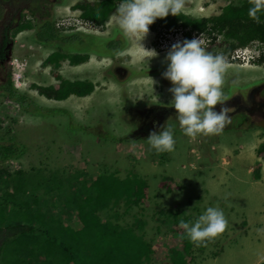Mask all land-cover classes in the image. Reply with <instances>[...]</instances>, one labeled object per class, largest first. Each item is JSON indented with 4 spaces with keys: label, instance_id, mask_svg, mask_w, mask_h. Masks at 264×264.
<instances>
[{
    "label": "rangeland",
    "instance_id": "1",
    "mask_svg": "<svg viewBox=\"0 0 264 264\" xmlns=\"http://www.w3.org/2000/svg\"><path fill=\"white\" fill-rule=\"evenodd\" d=\"M79 1L81 0H65L66 3L68 2L67 5L58 3L61 6L58 8V22L67 23L72 20V24L79 26L83 24V27L87 28V33L92 35L108 36L113 29L115 30L110 37H88L84 43L72 40L62 48L69 53L97 51L96 53L100 54H110L112 50L109 48V43L111 41L114 43L117 35L116 28H112L115 26L114 22L109 25L107 23L103 25L104 27L93 25L88 27L85 21L77 18L81 11L76 10L75 5ZM236 2L237 0H184L183 12L197 18H208L219 15L228 4ZM27 25L32 27L31 24ZM61 28L73 29L68 28V24ZM165 29L156 32L150 29L147 34H155V36H145L140 41L146 50H154L158 58L157 55L148 58V54L139 47L138 38L134 40L133 37H128L130 43L135 41L131 52L136 54H133L130 60V56L123 53L122 58L121 56L116 58L115 65L124 68L121 63L123 61L126 65L133 63L135 69L141 58L148 63L137 67L139 69L144 66L143 69L136 71L137 75L134 79L122 85V91L116 82L109 80L115 74L109 66L112 59L102 55V57L93 56L87 64L76 68L63 60L58 69L72 79L87 76L94 82L97 87L95 93L85 99L73 96L69 100L54 104L53 101L50 102L42 96L43 99L39 101L38 107L41 113L39 115L33 109H29V114H26L20 110L16 102L4 99V96L0 95V144L17 143L26 147V152L18 160L0 161V178L5 179L6 175L12 177V172L18 169L29 171L42 168L45 175L57 172L61 176L66 175L69 170H75L84 173L81 181L86 184L87 180L86 185L90 186L98 174L112 172L116 177L125 178L128 173H132L147 181V198L143 202L146 208L136 206L133 211L135 218L144 221L141 231L138 230V235L151 243L154 249H158V246L163 247L160 254L158 250L155 255L150 254L149 264H160L155 259H160V255L167 258L168 253L179 259L180 253L175 252H179L178 248H182L184 243L182 239L180 241L174 239L180 238L184 230L176 222L194 219L208 206H217L222 211H228L223 212L227 224L225 230L216 237L196 244V260L193 263L187 260L190 261L189 264H261L264 262V220L260 221L250 212L260 209L258 206L264 201L261 190H256L257 192L252 194V184L255 179H259L260 169L255 167V174H249L248 162H253L250 158L245 161L243 156L249 153L255 142L259 143L258 145L264 143L263 131L258 130L257 126L248 128V124L240 128L236 127L237 124H241L243 118H234L233 123L232 117H228L221 130H227L223 134L221 132L213 135L198 134V137L189 138L176 129L173 150L163 153L149 150L144 141L147 139L145 134L137 136L139 140L128 137L132 136L133 132L129 128V117L127 121L123 120V114L128 116L126 109L132 103L136 105L135 101L141 97L169 96L165 91L171 87L170 82L161 75L166 68L164 57L170 46L176 41H183L184 37L181 36V29V31H170V35L164 34ZM200 36L207 51L213 54L218 51L225 58L226 67L222 85L225 98L233 99L237 95L248 96L252 88L264 84V60H261L264 58L263 44L255 42L248 47L236 48L233 51H228L225 47L228 44H225L223 50H216L220 47L222 38L215 41L207 34ZM195 37L199 35L195 34ZM15 41L12 62L10 60V73L12 72L15 86L24 90L27 81H30L27 73L25 74L30 62L28 56L40 55L31 59L30 68L31 75H40L48 70V63L41 64V61L49 55L52 47L47 46L46 52L42 55L38 54L37 50L30 52L31 48H27L23 32L17 34ZM111 46L114 50L115 45ZM162 49L167 51L163 52ZM61 54L54 53L53 57L56 60L62 59ZM138 76L157 77L143 80L138 79ZM34 95L35 93L31 92L30 96ZM61 108L68 110L67 116L63 115ZM229 111L237 113L234 108ZM254 115L257 117H250L248 120L250 123L264 122L262 119L264 117ZM129 116L133 122L139 118L134 110L129 112ZM174 121L171 116L167 119V123ZM232 124L233 126L230 127ZM107 134L112 138H107ZM105 138L107 142L104 141ZM260 182L263 183L264 190V180ZM164 183H167V186ZM169 186L175 189L169 191L167 189L170 188ZM7 192L14 193L11 180L0 185V197ZM43 193L44 190L39 192L40 195ZM73 194L76 192L73 191ZM43 198L52 200L47 194H43ZM63 201L61 202L64 205ZM231 206L235 208L230 210ZM119 208L121 213H124L125 207ZM59 209L64 207L60 205ZM257 216L262 219L264 213ZM61 217L66 223L70 220V214L66 212H62ZM123 218L124 220L120 222L125 227L131 226L132 223L135 227L139 225L136 219L124 214ZM204 243L205 248L201 252L199 247H203ZM1 246L0 264L2 259L7 264H63L57 260L65 259L63 255H56L55 258L50 259L46 252H37L34 247L32 248L34 243L26 237L20 239L14 236L7 245L3 248Z\"/></svg>",
    "mask_w": 264,
    "mask_h": 264
},
{
    "label": "trees",
    "instance_id": "2",
    "mask_svg": "<svg viewBox=\"0 0 264 264\" xmlns=\"http://www.w3.org/2000/svg\"><path fill=\"white\" fill-rule=\"evenodd\" d=\"M118 1L81 0L77 2L78 4L76 3L75 7L81 10L84 20L91 21L96 26H103L115 12ZM59 2H62L63 5L68 3L65 0H57L55 4ZM250 2L251 0H237L236 3L228 4L219 15L208 18L193 17L181 11L177 16L167 15L164 18H157L153 24L149 25V30L158 31L162 28H166L167 32L182 30L185 39L189 40L195 34H207L215 41L222 38V43L216 50H223L225 44H228L225 46L228 51L245 48L255 42L264 46V14H261L259 23L248 18L247 8ZM50 4V2L47 3V6ZM44 18L42 22L40 21V30L35 35V39L43 44H55L58 48L55 47L57 51L54 53L60 55L62 53L60 42L69 44L72 40H76L77 35L61 34L56 29L55 20L49 7ZM23 29L24 26L21 25L18 30L16 29V34L22 32ZM116 32L114 43L112 41L109 43V48L112 50L110 56L121 50L124 44L120 31ZM79 42L84 41L80 40ZM111 45H115L114 50ZM54 53H50L44 62L57 66L59 63L53 57ZM217 53L219 52L217 51ZM61 56L63 59H68L72 65L83 64L89 58L88 54L66 55L62 53ZM10 83L11 89L5 95L14 99L17 91L14 89L13 83ZM95 88L96 86L92 82L65 81L62 88L55 91L53 95L50 94L48 98L57 101L65 100L73 95L84 98L91 95ZM16 103L20 105L23 112H30L29 109L34 108L33 103L23 93ZM132 109V107L126 109L128 116L123 114V120L127 121V117H129L130 126L135 123L129 116ZM33 110L40 112L39 108ZM61 111L64 116H67L68 111ZM110 116L113 115L110 114ZM237 117L243 118V120L236 127L240 128L242 125L248 124V128L257 126L258 130L264 131V122L250 123L248 120L251 116L246 112H242L239 116H233L231 118L233 123L234 118ZM71 120H73L72 115ZM232 126L233 124L230 127ZM225 131H221V134ZM107 138L112 137L107 134ZM131 138L139 140L137 137ZM104 141L107 142V139L105 138ZM25 152L24 145L0 144V161L18 160ZM259 154L264 158V143L259 147ZM12 173V177L6 175V180L0 178V185L11 180V187L14 189V193L7 192L0 197V246L2 245V248L14 236L20 239L26 237L34 243L32 248L34 247L37 252H46L50 259L55 258L56 255H63L65 259L57 260L63 264H149L150 254L155 255L157 250L160 254L162 251V246L154 249L151 243L138 235V230L141 231L140 228L144 221L141 218H135L133 211L136 206L146 208L143 202L147 198V181L142 177L128 173L125 178H120L112 172L109 174H105L107 173L105 172L98 174L91 185L87 186V180L86 184L81 181L84 176L82 171L69 170L64 176L57 172L45 175L42 168L29 171L18 169ZM164 185L167 186V183ZM169 187H167L169 191L175 189V187ZM40 189L44 190L43 194H47L52 200L43 198V194H39L42 192V190L39 191ZM73 191L76 194H73ZM24 198L25 200H23ZM62 200H64V205ZM60 205L65 210L59 209ZM121 206L125 207L124 213H121L119 208ZM234 208L231 206L230 210ZM62 212L70 214L68 223L61 217ZM223 212L228 211L223 210ZM123 214L136 219L139 225L135 227L132 223L131 226H123L120 222L124 220ZM156 214L159 213L156 212ZM181 239L184 246L178 248L179 252H175L180 253L179 259L168 253L167 258L160 255V259L156 258L155 260L160 264H171L170 262L172 264H189L190 261L193 263L196 260L197 249L195 247L197 243L190 242L184 232L180 234V238L174 240L180 241ZM202 246L199 247L201 252L205 248V243ZM1 264L7 263L2 259Z\"/></svg>",
    "mask_w": 264,
    "mask_h": 264
},
{
    "label": "clouds",
    "instance_id": "3",
    "mask_svg": "<svg viewBox=\"0 0 264 264\" xmlns=\"http://www.w3.org/2000/svg\"><path fill=\"white\" fill-rule=\"evenodd\" d=\"M54 7L55 9L52 17L55 20L56 29L63 35H69L70 32H73V34L70 35H77L75 41L79 42L80 40H83L85 42L88 37H110L115 30L113 29L112 33L108 36H105L103 34H88L87 28L83 27V24H81V26L72 24V20L68 21L67 23L58 22V8L61 6L60 4H56ZM183 8L184 0H119L118 5L115 8V12L110 16L105 25L107 23L109 25L114 22L115 26L112 28H116V30L120 31V35L124 42V44L122 45V49L117 51L113 56H110L109 54H98L93 51H80L79 54H88L89 58L87 62L83 64H71L72 67L76 68L80 67L81 65L87 64L93 56L102 57V55H106L110 59H112L109 66H111L113 73L116 72L115 69L117 68L121 69L120 72H122V69H128L129 75L128 77H126L125 83L134 79L137 75V67L140 64H146L148 62H145L144 59L141 58L140 63L135 67V69L133 67V63H131L130 65H126L125 63H123V61H121L124 68H121L119 65H115L114 63L116 61V58L118 59L119 56H121L122 58L123 53L128 54L130 56V60H132L133 54H136L131 52L135 41L130 43L128 41V37H133L134 40L138 38V45L143 49L145 53L148 54V58L156 56L157 53L154 50H146L140 44V41L145 37V35H148L147 33L149 31V25L153 24V22L157 18H164L167 15L177 16V14L183 11ZM81 14L82 12H80V15L77 18L85 21V24L88 27H91L92 25L95 27H101L96 26L91 21H88L86 19L84 20ZM261 14H264V0H251L250 5L247 8L248 18L259 23L261 20ZM66 24H68V28H73L76 26L78 27H76V29L73 28L72 30H63L61 26H66ZM80 30L82 31L80 32ZM22 32L23 34H25L24 29ZM165 34L170 35V32L165 31ZM79 35L84 37H81ZM198 35L199 37H195L194 35L192 39L189 40L185 39V36L182 34L181 36L184 37L183 41L174 42L170 46L168 51L162 49L163 52H167L164 57L166 68L161 73V75L164 79L168 80L171 85L168 91L171 93V100L169 104L170 109L172 110L169 109L170 112L166 115V117L170 118L171 116L175 121L174 123H167L166 120L164 122L165 125H161L158 132H150L149 135L146 136L147 139L144 141L145 143H147L150 151L154 150L156 153L172 151L175 143L174 131L176 129H179V131L183 135L189 138H194L195 136H198V134L213 135L221 132L226 121L229 119L226 115L229 109L221 107L220 111L217 112L213 108V106L217 105L218 103L222 105L223 102L227 100L222 90V85L224 84V72L226 67L225 58L220 53L213 54L211 51H207L203 46V41L200 36L204 34ZM16 36L17 34L15 32V34L13 35L14 39L16 38ZM148 36L152 37L155 36V34ZM151 44L152 41L150 43V46ZM48 46L52 47V45ZM256 53L258 54V52ZM48 56L44 60H46ZM156 58H158V55L156 56ZM10 60L12 62V59ZM21 60L26 61L25 59ZM44 60L41 62V64L44 62ZM63 60L69 62L68 59L62 58V63ZM61 64H58L56 66L53 63H48V70L46 71H51L52 67L59 69ZM10 75L14 87L21 91L19 87L15 86L12 72L10 73ZM109 80H113L114 82H116L122 91L120 83L123 79L121 75L115 73L113 74V78ZM89 81L94 84L91 79H89ZM96 89L97 87L95 88V90ZM94 93L95 91L91 95H93ZM73 96H70L69 98H72ZM44 97L47 98L50 102L53 101L54 104L57 102L69 100V98H67L65 100L57 101L54 99H49L46 96ZM85 98L87 97H84L82 99ZM126 98L128 100L127 95ZM134 105L135 103H132L129 107H132V110H135L136 105ZM61 110L66 109L61 108ZM128 137L131 136L129 135ZM226 224L227 221L222 209L217 206H208L194 219L181 220L179 222V227L184 230V234L190 242L198 244L207 239L214 238L218 234L222 233L225 230Z\"/></svg>",
    "mask_w": 264,
    "mask_h": 264
},
{
    "label": "flooded vegetation",
    "instance_id": "4",
    "mask_svg": "<svg viewBox=\"0 0 264 264\" xmlns=\"http://www.w3.org/2000/svg\"><path fill=\"white\" fill-rule=\"evenodd\" d=\"M56 1L57 0H0V95H3L4 99H10L5 94L9 89H11L10 82H12V80H10V59L16 47V41L13 37L16 29L23 25L24 31L26 30L24 32V38L27 48H31L30 52L37 50V53L42 55V53L46 52L48 45L38 42L35 39V35L40 30V21L42 22L43 19H45L44 14L47 12L48 7L51 15L53 16L55 9L54 6L57 4H55ZM49 2L51 4L50 6H47V3ZM27 24H31L32 27H28ZM65 45L66 43L63 44V42H60L63 53L79 54L80 51L69 53L67 50L62 48V46ZM54 47L55 46L52 45L51 54L56 52V50L53 49ZM36 56L40 55L30 54L28 56L30 62L26 67L25 74L27 73V78L30 79V81H27V86L24 90L19 91L14 87L17 91L16 96H14V99L10 100L18 102L19 97L23 93L33 103V109H38L40 106L39 101L42 100L44 96L48 97L50 94L53 95L55 91L60 90L65 81L75 82L77 80H81L90 82L87 76L72 79L71 76L63 74L55 67H53L49 72L45 70L40 73V75H31V59ZM57 62L59 64L62 63L61 59H58ZM143 68L144 66L138 70ZM115 71L116 74L122 76V87L126 77L129 75V71L128 69H122V72H120L121 69L118 68L115 69ZM153 77L157 76H138V79L151 80ZM256 88L257 87L252 88L248 92V96L243 97L241 95H237L233 97V99L226 98L227 100H225L222 105L218 104L213 108L217 112L220 111L221 107H225L229 110L234 108L237 113L228 111L226 113L227 117H233L242 112L249 113L251 117H257L254 114L264 117V97H262L264 84L259 86V89ZM31 92L35 93V95L30 96ZM135 102L136 108L134 111L137 115H139V118L134 124L129 126L130 130L133 129L131 137H137L140 134L148 136L150 132H158L160 130V126L163 125L168 118L166 115L170 112V110H172L170 109L169 97H165L164 95L150 98L141 97ZM17 105L21 110L22 108L20 105L18 103ZM25 113L29 114V112ZM262 119L264 120V118Z\"/></svg>",
    "mask_w": 264,
    "mask_h": 264
},
{
    "label": "crops",
    "instance_id": "5",
    "mask_svg": "<svg viewBox=\"0 0 264 264\" xmlns=\"http://www.w3.org/2000/svg\"><path fill=\"white\" fill-rule=\"evenodd\" d=\"M145 36H148V35H145ZM165 94L169 95L168 97L170 99V92L168 91V89H166ZM261 131H263V130H261ZM256 134H258V133L256 132ZM258 144L259 143L255 142L253 144L254 146L251 147L249 153H247V154H245V156H243V159L245 161H248L249 158H250L252 160V162H253V163L248 162V173L249 174H255V167L260 169L258 171L259 172V176H260L259 179H255L256 181L252 184V186H253L252 187L253 188L252 194H254V193H256L257 191H260V190L262 191V194H264L263 183L260 182L262 179L264 180V158L262 156H260V154H259L260 145H258ZM261 205H264V201L261 204H259L258 207L260 209H257L256 211H250L251 213H254L255 216L260 221L264 220V218L261 219L260 217L257 216V214L264 213V206L260 207ZM252 219H254V216H252Z\"/></svg>",
    "mask_w": 264,
    "mask_h": 264
},
{
    "label": "water",
    "instance_id": "6",
    "mask_svg": "<svg viewBox=\"0 0 264 264\" xmlns=\"http://www.w3.org/2000/svg\"><path fill=\"white\" fill-rule=\"evenodd\" d=\"M256 89H259L258 87Z\"/></svg>",
    "mask_w": 264,
    "mask_h": 264
},
{
    "label": "bare ground",
    "instance_id": "7",
    "mask_svg": "<svg viewBox=\"0 0 264 264\" xmlns=\"http://www.w3.org/2000/svg\"><path fill=\"white\" fill-rule=\"evenodd\" d=\"M170 46V45H169Z\"/></svg>",
    "mask_w": 264,
    "mask_h": 264
}]
</instances>
